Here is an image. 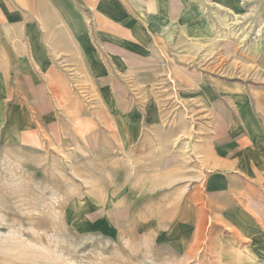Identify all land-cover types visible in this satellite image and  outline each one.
Returning a JSON list of instances; mask_svg holds the SVG:
<instances>
[{
	"label": "rangeland",
	"instance_id": "obj_1",
	"mask_svg": "<svg viewBox=\"0 0 264 264\" xmlns=\"http://www.w3.org/2000/svg\"><path fill=\"white\" fill-rule=\"evenodd\" d=\"M242 3L213 40L173 45L151 75L124 68L95 83L69 69L75 99L69 116L54 107L59 121L0 117V264H264V237L236 243L224 229L197 243L193 213L175 212L203 176L205 83L236 78L222 73L264 48V0Z\"/></svg>",
	"mask_w": 264,
	"mask_h": 264
},
{
	"label": "crops",
	"instance_id": "obj_2",
	"mask_svg": "<svg viewBox=\"0 0 264 264\" xmlns=\"http://www.w3.org/2000/svg\"><path fill=\"white\" fill-rule=\"evenodd\" d=\"M244 5L242 0H0V117L9 124H29L35 117L59 121L54 107L69 116L75 99L77 73L69 69L86 72L95 83L111 81L124 68L151 75L170 58L173 45L208 43L218 23L224 25ZM249 58L253 66L222 73L236 78H213L204 85L209 130L194 145L203 176L175 200V212L195 216L197 243L202 236L217 241L225 230L236 243L264 237V48L252 47Z\"/></svg>",
	"mask_w": 264,
	"mask_h": 264
}]
</instances>
